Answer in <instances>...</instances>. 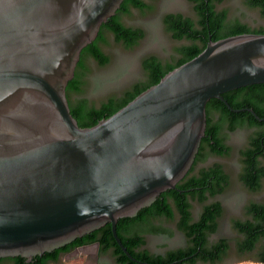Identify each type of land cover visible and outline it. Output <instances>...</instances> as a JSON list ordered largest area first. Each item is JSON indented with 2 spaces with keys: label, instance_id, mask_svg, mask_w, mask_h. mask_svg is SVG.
I'll use <instances>...</instances> for the list:
<instances>
[{
  "label": "water",
  "instance_id": "1",
  "mask_svg": "<svg viewBox=\"0 0 264 264\" xmlns=\"http://www.w3.org/2000/svg\"><path fill=\"white\" fill-rule=\"evenodd\" d=\"M123 2L0 0V258L31 261L111 224L138 262L118 222L177 190L205 137L208 102L264 121L223 98L264 84V35L243 34L210 39L117 113L81 128L67 86Z\"/></svg>",
  "mask_w": 264,
  "mask_h": 264
},
{
  "label": "trees",
  "instance_id": "2",
  "mask_svg": "<svg viewBox=\"0 0 264 264\" xmlns=\"http://www.w3.org/2000/svg\"><path fill=\"white\" fill-rule=\"evenodd\" d=\"M225 1L188 0L195 17L181 13L165 15L163 25L166 32L180 44L171 59L163 61L157 56L145 58L142 62L143 80L134 83L121 95L109 96L96 105L85 98L90 63H96L100 69L111 64V56L105 51L110 46L109 37L116 45L132 50L146 36L143 29L127 26L123 18L131 16L135 10L145 14L151 6L146 0H124L116 15L103 24L97 39L82 51L75 76L67 86L71 113L79 126L91 128L111 117L141 93L158 84L168 73L200 55L210 39L216 42L243 34L264 35V26L252 27L238 19H229L228 10L220 9ZM247 5L259 10L264 18V0H247ZM74 94H82L76 103L71 100ZM223 98L233 109H252L259 118L264 119V84L230 91L223 94ZM206 113L205 137L195 163L177 184V190L164 192L151 206L139 211L137 216L122 218L118 222L119 238L138 262L123 252L114 239L112 225L107 224L65 247L33 257L31 261L24 257L0 258V264H60L64 256L96 244L100 253L110 254L116 264H229L248 261L264 264V203L251 202L246 208L247 219L234 222V229L240 235L234 247L227 238L211 241V237L218 233L224 215V207L217 198L230 187L231 176L219 163L204 165L211 157L229 156L232 149L227 145L228 135L244 130L247 132V145L240 150L242 170L239 179L250 193L260 192L264 182V121L248 111L233 112L218 99L208 102ZM194 203L202 206L197 218L193 213ZM163 220L176 223L186 244L165 253H153L147 247L146 234L170 235V232L156 225V222Z\"/></svg>",
  "mask_w": 264,
  "mask_h": 264
},
{
  "label": "rangeland",
  "instance_id": "3",
  "mask_svg": "<svg viewBox=\"0 0 264 264\" xmlns=\"http://www.w3.org/2000/svg\"><path fill=\"white\" fill-rule=\"evenodd\" d=\"M151 9L145 14L135 10L131 16L124 17L123 21L127 26L141 28L146 36L141 43L132 50H127L116 45L112 37H109L110 46L106 53L111 56V64L106 68H98L96 63L91 62L85 96L96 105L112 95H121L134 83L143 80L145 74L142 62L150 56H157L163 61H168L174 54L175 48L180 44L174 41L166 32L163 25V18L169 13H181L187 17H195L193 6L188 0H146ZM220 9H226L229 19H238L252 27L264 26V18L259 10L251 9L247 0H226ZM227 145L232 149L229 156L218 158L211 157L204 164L210 166L219 163L224 166L231 176V183L228 190L217 198L224 207V215L220 221V228L211 241L220 238H227L233 247L240 238L239 233L234 229V222L246 220V208L251 202L264 203V182L263 188L258 193H250L241 183L239 175L242 170L240 162V150L247 145V132L239 130L227 137ZM264 164V162H263ZM202 211V206L193 204L195 218ZM156 225L161 226L170 235L146 234L147 247L153 253H165L167 250L183 247L186 244L184 235L177 229L176 223L159 221ZM91 254L81 255L75 252L67 255L60 264H116L110 254L101 255L96 246H90ZM234 259V258H233ZM229 264H258L248 262H236Z\"/></svg>",
  "mask_w": 264,
  "mask_h": 264
},
{
  "label": "crops",
  "instance_id": "4",
  "mask_svg": "<svg viewBox=\"0 0 264 264\" xmlns=\"http://www.w3.org/2000/svg\"><path fill=\"white\" fill-rule=\"evenodd\" d=\"M78 251L80 252L81 255H87V254H89V253L91 254V248H90V246L82 247V248L78 249L76 252H78ZM97 251H98L99 254H101L100 251H99V247L97 248ZM101 255H103V254H101ZM66 256H67V255H66ZM66 256H64L63 259H64Z\"/></svg>",
  "mask_w": 264,
  "mask_h": 264
},
{
  "label": "flooded vegetation",
  "instance_id": "5",
  "mask_svg": "<svg viewBox=\"0 0 264 264\" xmlns=\"http://www.w3.org/2000/svg\"><path fill=\"white\" fill-rule=\"evenodd\" d=\"M83 96H84V95H83ZM81 98H82V94H81V95H80V94H74V95L71 97V100H72L73 103H76V101H78V100L81 99ZM85 98L88 99L90 103H93V102L90 101V99H89L87 96H85ZM77 250H78V249H77ZM77 250H75L73 253H75Z\"/></svg>",
  "mask_w": 264,
  "mask_h": 264
}]
</instances>
